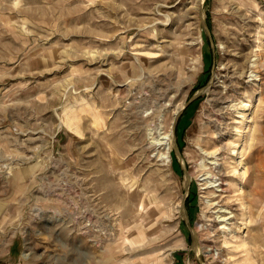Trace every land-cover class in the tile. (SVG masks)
I'll use <instances>...</instances> for the list:
<instances>
[{
	"label": "rangeland",
	"instance_id": "374dc122",
	"mask_svg": "<svg viewBox=\"0 0 264 264\" xmlns=\"http://www.w3.org/2000/svg\"><path fill=\"white\" fill-rule=\"evenodd\" d=\"M0 203V264H264V0H0Z\"/></svg>",
	"mask_w": 264,
	"mask_h": 264
},
{
	"label": "bare ground",
	"instance_id": "6f19581e",
	"mask_svg": "<svg viewBox=\"0 0 264 264\" xmlns=\"http://www.w3.org/2000/svg\"><path fill=\"white\" fill-rule=\"evenodd\" d=\"M256 76V75H255ZM219 88V86H217L216 87V94H217V98H216V100L214 101L215 103H214V106H216V109H214L212 112V114L210 115V119L212 120V121H214V122H217L218 123V125H216L215 123V127L213 128V129H210L209 130V134H208V136H209V139L207 140V141H205V144L207 145V147L208 148H210V149H212V151H210L209 153H208V155H207V158H211L212 160H206L205 161V165H201V167H199L198 168V171H205V169H207V168H209V170H211V173H212V175L214 174V176L215 177H217V180H219V186H221V187H224L223 185H225L226 183H225V181L227 180V175H225V173L223 172V169H220V167L219 166H221L222 165V163H218L217 162V160L219 159V157L221 156V155H224V157H225V155H226V153H227V148H228V145L227 144H222V145H220V143L223 141V139L226 137V135H227V130H228V128H229V122L226 120L227 119V117H226V113H231V111H232V107L231 106H234L235 104H229L227 107H225V106H221L224 102H228V99L230 100V98L231 97H236V95L235 96H233L234 94H224L223 92H221V90H219L218 89ZM235 90V93H238V90H237V88H235L234 89ZM145 99H147V98H145ZM144 99V100H145ZM235 98H233V100H234ZM147 100H149V99H147ZM146 101V100H145ZM144 101V102H145ZM142 102V101H141ZM148 103V102H147ZM150 103V102H149ZM144 104V103H143ZM142 104V105H143ZM146 104V103H145ZM152 104V103H151ZM147 105H149V104H147ZM251 105H252V103H251V100L250 101H247V102H245V101H242V107L238 110V112L240 113V115H239V117H246V111H248V110H250V107H251ZM155 106V105H154ZM154 106H152V107H154ZM143 107V106H142ZM158 107V106H157ZM143 108H145V107H143ZM227 108V109H226ZM155 109H156V107H155ZM180 109L176 112V118H177V116H178V114L180 113ZM153 112H154V110H153ZM152 112V113H153ZM155 113V112H154ZM152 115V114H151ZM150 116V115H149ZM148 116V117H149ZM176 118H175V121H174V124L173 125H175V122H176ZM144 121V120H143ZM240 122H242L243 123V120H241ZM222 123H225L226 124V132L224 131V129L223 128H221V124ZM205 126V125H204ZM174 126H173V128H172V133H169V135H167V136H164V137H162V141L161 140H159V143H156L157 145L159 144V146L161 147V146H164L165 148H168L169 150L171 149V145H170V143H171V141L173 142V140L175 139L174 138ZM236 129L238 130V131H240L241 130V128H239V126H237L236 125ZM203 131V130H202ZM196 140V139H195ZM233 142V141H232ZM175 143V142H174ZM200 145H201V139H200ZM176 144V143H175ZM168 145H169V147H168ZM153 147V146H152ZM157 148V147H156ZM147 149V148H146ZM145 150V149H144ZM152 150V149H151ZM149 152V151H148ZM172 152V151H171ZM171 152L169 151H167V152H163L162 153V157H161V165H163V166H165V165H168L169 163H171L172 162V156H171ZM196 155L197 156H200L201 155V153H199V152H197L196 153ZM228 156L231 158L232 157V153H228ZM217 159V160H216ZM168 161H169V163H168ZM209 164V166L210 167H207V165ZM214 165L216 166V167H214ZM168 169V168H167ZM164 171H163V169H160V171H159V173H163ZM168 172V171H167ZM216 181V180H215ZM159 183V182H158ZM215 186V185H214ZM134 190V189H133ZM132 190V191H133ZM223 190V188L221 189V191ZM131 191V192H132ZM136 191V190H135ZM140 191V190H139ZM147 192V191H146ZM149 193V192H148ZM147 194V193H146ZM137 195V194H136ZM141 196V195H140ZM145 196H147V195H145ZM154 196H155V194H154ZM142 197V196H141ZM149 198V197H148ZM131 199V198H130ZM141 199V198H140ZM143 199V198H142ZM145 199V198H144ZM151 199V198H150ZM158 199V198H157ZM153 200V199H152ZM159 200V199H158ZM123 201H124V199H123ZM134 201V200H133ZM148 202V201H147ZM158 202V201H157ZM137 203V202H136ZM144 204V203H143ZM142 205V204H141ZM144 207H145V205H143ZM143 207V208H144ZM142 208V207H141ZM180 209H183V205H180ZM123 210V209H122ZM181 212V211H180ZM175 213V212H174ZM233 216V215H232ZM222 217V215H220V216H218V217H215V221H219V220H222V219H220ZM218 218V219H217ZM223 220H225V219H223ZM222 220V221H223ZM215 223V222H214ZM214 225V224H213ZM211 227V226H210ZM216 257V256H215ZM164 260V259H163ZM163 264H164V261H163Z\"/></svg>",
	"mask_w": 264,
	"mask_h": 264
},
{
	"label": "crops",
	"instance_id": "0c3cea01",
	"mask_svg": "<svg viewBox=\"0 0 264 264\" xmlns=\"http://www.w3.org/2000/svg\"><path fill=\"white\" fill-rule=\"evenodd\" d=\"M6 211L7 206H5L4 203H0V215L4 214ZM17 246L18 245L14 239L6 240L0 233V260L14 261L19 252Z\"/></svg>",
	"mask_w": 264,
	"mask_h": 264
}]
</instances>
